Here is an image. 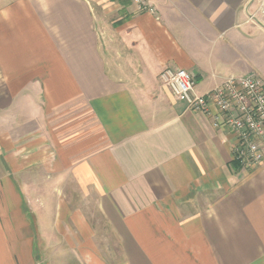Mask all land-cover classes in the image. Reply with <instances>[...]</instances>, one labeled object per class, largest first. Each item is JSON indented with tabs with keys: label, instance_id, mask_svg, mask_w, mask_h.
<instances>
[{
	"label": "crops",
	"instance_id": "1",
	"mask_svg": "<svg viewBox=\"0 0 264 264\" xmlns=\"http://www.w3.org/2000/svg\"><path fill=\"white\" fill-rule=\"evenodd\" d=\"M148 1L0 0V264H264V164L160 80L264 84L263 1Z\"/></svg>",
	"mask_w": 264,
	"mask_h": 264
},
{
	"label": "built area",
	"instance_id": "2",
	"mask_svg": "<svg viewBox=\"0 0 264 264\" xmlns=\"http://www.w3.org/2000/svg\"><path fill=\"white\" fill-rule=\"evenodd\" d=\"M130 1L140 11L154 12L148 0ZM160 80L176 100L186 102L193 112L210 118L216 128L234 134L236 163L250 169L264 164V84L255 73L229 77L202 96L196 93L195 78L185 70L165 69Z\"/></svg>",
	"mask_w": 264,
	"mask_h": 264
},
{
	"label": "rangeland",
	"instance_id": "3",
	"mask_svg": "<svg viewBox=\"0 0 264 264\" xmlns=\"http://www.w3.org/2000/svg\"><path fill=\"white\" fill-rule=\"evenodd\" d=\"M94 230H95V225L93 226ZM96 231H97V227H96ZM97 234H99V230L97 231ZM101 235V234H100ZM105 238V237H104ZM102 238H97L98 244L100 246V248H102V250H106L105 246L103 245L101 240ZM50 257H46V259L48 260V262H50V264H76L77 262H75L74 258L72 255L69 254H61V255H57V254H51ZM55 260V262H54Z\"/></svg>",
	"mask_w": 264,
	"mask_h": 264
}]
</instances>
